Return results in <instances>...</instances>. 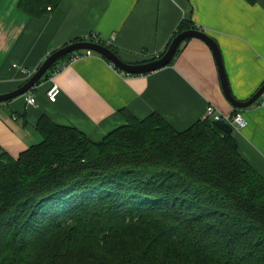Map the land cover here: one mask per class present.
<instances>
[{"label": "trees", "instance_id": "16d2710c", "mask_svg": "<svg viewBox=\"0 0 264 264\" xmlns=\"http://www.w3.org/2000/svg\"><path fill=\"white\" fill-rule=\"evenodd\" d=\"M61 1L19 7L40 17ZM191 29L182 21L167 49ZM122 111L128 123L100 141L43 116L42 142L17 158L0 149V264H264V177L235 132Z\"/></svg>", "mask_w": 264, "mask_h": 264}, {"label": "crops", "instance_id": "0c3cea01", "mask_svg": "<svg viewBox=\"0 0 264 264\" xmlns=\"http://www.w3.org/2000/svg\"><path fill=\"white\" fill-rule=\"evenodd\" d=\"M0 0V95L28 79L21 68L37 70L57 49L96 33L115 38L114 49L131 64L166 51L184 20H191L217 42L233 96L250 99L264 83V0H62L40 17ZM62 71L45 77L33 90L0 103V149L13 158L43 141L37 128L47 116L74 127L93 141L128 123L122 110L139 119L157 113L183 131L206 118L213 105L221 114L235 108L225 96L216 57L199 38L185 40L166 67L127 74L93 54H79ZM60 87L55 102L48 97ZM248 125L235 133L239 152L264 177V106L242 111Z\"/></svg>", "mask_w": 264, "mask_h": 264}, {"label": "water", "instance_id": "95a60500", "mask_svg": "<svg viewBox=\"0 0 264 264\" xmlns=\"http://www.w3.org/2000/svg\"><path fill=\"white\" fill-rule=\"evenodd\" d=\"M190 38H199L205 41L213 50L214 55L216 57L222 87L225 93L226 98L231 103V105L236 110H245L253 105H255L260 98L264 95V84L257 90V92L248 100L240 101L236 99L230 89V85L227 79V75L225 72L221 52L219 46L215 39L206 33L203 30L199 29H191L184 31L178 34L169 48L166 50L164 55L161 58L143 62L140 64H131L125 62L118 54H116L110 47L101 44L95 43L91 41H75L67 44L66 46L55 50L44 62L43 64L35 71L34 75L29 78L27 82H25L20 88L0 95V103L7 102L9 100L15 99L17 97L23 96L24 94L28 93L29 91L33 90L39 82L43 79L45 74L49 71V69L60 59L70 53L83 51V50H91L95 53L100 54L101 56L108 59L113 65L117 67L120 71L127 73V74H148L159 69H162L168 66L174 59L177 54V51L181 44ZM216 125L223 131L232 134L233 128L230 124L225 123L223 121H217Z\"/></svg>", "mask_w": 264, "mask_h": 264}, {"label": "built area", "instance_id": "2783aa9c", "mask_svg": "<svg viewBox=\"0 0 264 264\" xmlns=\"http://www.w3.org/2000/svg\"><path fill=\"white\" fill-rule=\"evenodd\" d=\"M49 9H51V8H49ZM90 36L93 37L96 40V42H98L97 40L103 41L104 43L103 42H99V43H102L104 45H111L113 43V41H115V38L102 39L96 33H94L92 35H89V36H86V38H89ZM87 41H89V40H87ZM80 54H83L84 56H91V55L94 54V52L91 51V50H84ZM79 57H80L79 55L74 56L69 61V63L72 62L75 58H79ZM157 57H160V54H157ZM69 63L65 64L62 69H64L65 66L68 65ZM62 69L60 71H62ZM21 70H22L23 73L26 74L27 79L31 78L34 75V73H35V71L29 70V69H26V68H21ZM60 71H57L52 76H54L55 74H57ZM59 93H60V87L55 83L52 86V88L48 91V97H49V99L51 101L55 102L57 100V96H58ZM25 96H26V102H27L28 105L37 104V100H36L34 94L32 93V90L29 91L28 93H26ZM258 102H259L260 105L264 106V95L260 98V100ZM206 118H211V119H213L216 122L217 121H223L225 123H228V124H230L232 126L234 132H237V133H240L248 125V121L244 117L242 111L237 110L233 114L225 115V114L219 113L217 111V109L213 105H210L208 107Z\"/></svg>", "mask_w": 264, "mask_h": 264}, {"label": "rangeland", "instance_id": "374dc122", "mask_svg": "<svg viewBox=\"0 0 264 264\" xmlns=\"http://www.w3.org/2000/svg\"><path fill=\"white\" fill-rule=\"evenodd\" d=\"M199 30H201V29H199ZM89 35H92V34H89ZM89 35H88V36H89ZM84 38H86V36H85ZM73 42H75V41H73ZM95 43H99V42H95ZM69 44H70V43H69ZM101 44H102V43H101ZM66 45H67V44H66ZM66 45H64V46H66ZM113 45H114V41H113V43L111 44V46H113ZM64 46H63V47H64ZM106 46L109 47L110 45H106ZM61 48H62V47H61ZM83 51H84V50H83ZM78 52H79V51H78ZM81 52H82V51H80V53H81ZM77 55H79V54H77ZM160 56H161V53H160ZM158 58H161V57H157V55H156V56H155V59H158ZM111 64H112V63H111ZM66 66H67V65H66ZM66 66H65V67H66ZM114 66H115V65H114ZM115 67H116V66H115ZM116 68H117V67H116ZM118 70H119V69H118ZM35 71H36V70H35ZM119 71H120V70H119ZM121 72H122V71H121ZM28 80H29V79H28ZM28 80H27V81H28ZM27 81H26V82H27ZM257 103H258V102H257ZM235 111H237V110L235 109ZM240 111H243V110H240ZM234 113H235V112H234ZM244 129H245V128H244ZM233 132H234V130H233ZM235 133H237V132H235Z\"/></svg>", "mask_w": 264, "mask_h": 264}]
</instances>
